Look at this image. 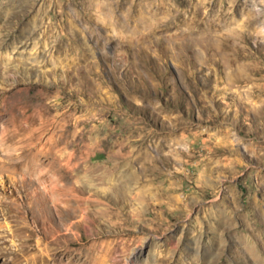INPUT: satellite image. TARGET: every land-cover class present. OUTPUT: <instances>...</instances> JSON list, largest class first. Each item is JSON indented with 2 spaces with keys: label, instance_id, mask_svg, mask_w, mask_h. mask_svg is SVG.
<instances>
[{
  "label": "rangeland",
  "instance_id": "374dc122",
  "mask_svg": "<svg viewBox=\"0 0 264 264\" xmlns=\"http://www.w3.org/2000/svg\"><path fill=\"white\" fill-rule=\"evenodd\" d=\"M0 264H264V0H0Z\"/></svg>",
  "mask_w": 264,
  "mask_h": 264
},
{
  "label": "bare ground",
  "instance_id": "6f19581e",
  "mask_svg": "<svg viewBox=\"0 0 264 264\" xmlns=\"http://www.w3.org/2000/svg\"><path fill=\"white\" fill-rule=\"evenodd\" d=\"M79 149H80V148H79ZM77 153H79V152H77ZM77 153H76L75 155H77ZM80 153H81V152H80ZM75 155L73 154L74 158H73V156H72V159H73V160L76 159V156H75ZM81 155H82V154H81ZM79 156H80V155H79ZM81 159H82V158H81ZM84 164H85V161H84ZM53 166H54V165H53ZM76 166H78V165H76ZM84 166H85V165H83V166H78V167H73L71 170H67V172L69 173V177H70V178L73 177V176H74V173L79 172L80 170H85V169H84ZM55 168H56V167H55ZM59 170L61 171V169H59ZM103 170H104V169H103ZM103 170H102V172H104ZM105 171H106V170H105ZM56 172H58L57 169H56ZM105 173H106V172H105ZM66 174H67V173H66ZM103 174H104V173H103ZM66 178H67V177H66ZM90 201H91V200H90ZM92 201H93V200H92ZM92 201H91V202H92ZM94 201H95V200H94ZM97 202H98V201H97ZM100 204H101V203H100ZM97 206H98V204H97ZM95 207H96V206H95ZM100 210H101V209H99V211H98V208H97V211H98V212H101ZM106 212H107V211H106ZM112 212H113V211H112ZM114 213H115V212H114ZM114 213H113V214H114ZM104 215H105V214H104ZM115 215H116V214H115ZM105 216H106V215H105ZM110 218H111V216H110ZM118 219H119V218H118ZM121 228H122V227H121ZM123 228H124V227H123ZM119 230H120V229H119ZM121 248H122V247H121ZM115 250H116V249H115ZM122 251H123V250H122ZM115 252H116V251H115Z\"/></svg>",
  "mask_w": 264,
  "mask_h": 264
}]
</instances>
